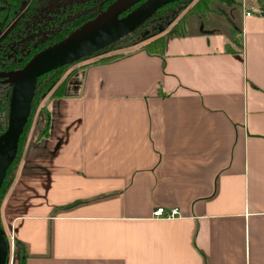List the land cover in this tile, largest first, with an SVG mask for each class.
<instances>
[{
    "label": "crops",
    "instance_id": "crops-1",
    "mask_svg": "<svg viewBox=\"0 0 264 264\" xmlns=\"http://www.w3.org/2000/svg\"><path fill=\"white\" fill-rule=\"evenodd\" d=\"M208 17L42 97L0 202L12 264H264V15Z\"/></svg>",
    "mask_w": 264,
    "mask_h": 264
},
{
    "label": "trees",
    "instance_id": "trees-1",
    "mask_svg": "<svg viewBox=\"0 0 264 264\" xmlns=\"http://www.w3.org/2000/svg\"><path fill=\"white\" fill-rule=\"evenodd\" d=\"M113 1L79 0L61 4L59 0H0V134L7 127L14 103V77L10 74L19 72L36 53L65 39L79 26L98 16ZM146 1L148 0L137 1L126 10L120 12L117 18L125 17ZM189 1L173 0L168 2L155 11L149 19L132 33L106 47L92 49V51L79 58L57 64L37 78L27 122L14 147V154L6 164L0 178V202L13 179L36 104L51 90L63 75L64 70L80 60L97 57L115 50L126 39H131L134 34L147 27V23L162 12L168 11L171 14L176 8L181 7L182 4H186ZM255 6L264 15V0H256ZM220 7H229L234 12V15H237L239 12V0H197L188 13L174 26L176 30L166 35H175L177 32H180L185 23L183 19L189 15H192L197 20H206L208 16L213 15L224 17L228 21L225 10ZM225 23L228 27L229 23ZM229 35L231 42L239 46L240 41L238 36H231V33ZM164 36L145 43L141 49L148 55L162 57ZM225 50L228 51L227 48ZM119 56L109 55L101 57L95 62L111 61L117 59ZM62 84L63 81L58 84L49 96H59L62 91ZM47 125L46 118L43 129L38 135L39 137L46 135ZM4 241L8 246L5 238ZM25 258L26 252L23 245H18L15 264H24ZM7 259L8 248L1 264H7Z\"/></svg>",
    "mask_w": 264,
    "mask_h": 264
},
{
    "label": "water",
    "instance_id": "water-1",
    "mask_svg": "<svg viewBox=\"0 0 264 264\" xmlns=\"http://www.w3.org/2000/svg\"><path fill=\"white\" fill-rule=\"evenodd\" d=\"M137 1L139 0H114L98 16L79 26L65 39L36 53L19 72L10 74L14 76L18 73L20 82L17 87L13 81L14 103L7 127L0 134V157L14 149L18 142L30 113L36 80L43 72L55 66V64L44 66L48 60L76 50H85V54H87L92 49L106 47L138 29L155 11L173 0H148L140 12L126 21L115 32H104L109 20L113 22V20L118 19L117 15L120 12ZM6 253L7 245L0 229V264Z\"/></svg>",
    "mask_w": 264,
    "mask_h": 264
},
{
    "label": "rangeland",
    "instance_id": "rangeland-1",
    "mask_svg": "<svg viewBox=\"0 0 264 264\" xmlns=\"http://www.w3.org/2000/svg\"><path fill=\"white\" fill-rule=\"evenodd\" d=\"M70 1H79V0H59V2L61 4L62 3H69ZM196 1L197 0H190L186 4H182L181 7H178L173 12H171V14H173V15L169 14L168 11L162 12L160 15L156 16L150 22H148L147 27L143 28L142 30H140L136 34H134L131 39L130 38L126 39L121 45H118L115 50L108 52V53H105L104 55L97 56L96 57L97 60H99L101 57H105V56L110 55V54H112L114 56L119 55V54H115V52L121 53V54L122 53H128L131 50H134L137 45L142 44L143 42H147L148 40H150L152 38L162 37V36L166 35L167 33L171 32L173 30H176V28L174 29V26H176V24L179 22V20L185 14L188 13L189 9L196 3ZM146 2L139 5L137 8H135L132 12H130L125 17L115 19V21L113 20V22L111 23V24H113L111 26L112 29H110L109 32H111V33L115 32L126 21H128L130 18L135 16L138 12H140L144 8ZM255 2H256V0H246L245 8L248 10L254 11L256 13H260L256 9ZM220 8L225 10L227 15H233L234 14V12L229 7H227V8L220 7ZM208 18L209 19H217L213 15H210ZM190 19L196 20L195 17H193L192 15H189V16L185 17L183 19V21L186 22L187 20H190ZM115 23H117V24L115 25ZM122 49H124V50H122ZM85 53H86L85 50H76V51L69 52L65 55L58 56L57 58H55L54 62L51 65H53V64L57 65L60 63H64V62L74 60L76 58L81 57ZM84 60H86V59L80 60L77 63H75L74 65H70L66 70H64L63 75L60 77V79L55 84H57L59 81H61L68 73L73 71L74 67L79 62H83ZM13 77H14L15 85L18 87L19 82H20V78H19L18 73L14 74ZM41 99L39 100V102L41 101ZM39 102L36 104V107L38 106ZM36 107H35V109H36ZM13 154H14V149H11L7 154L4 155L5 157L3 156L2 159L5 161L6 160L9 161V159L13 156ZM9 244H11V243L8 242V246H7V248H8L7 264H12L11 263L12 262V251H10V249H9L10 248Z\"/></svg>",
    "mask_w": 264,
    "mask_h": 264
},
{
    "label": "built area",
    "instance_id": "built-area-1",
    "mask_svg": "<svg viewBox=\"0 0 264 264\" xmlns=\"http://www.w3.org/2000/svg\"><path fill=\"white\" fill-rule=\"evenodd\" d=\"M239 3H240L239 7H240L244 17H249L253 14L254 11L247 10L245 8V6H246L245 0H240ZM151 217L156 218V219H174V218H178L179 214H178L177 210H175V209H172V210H169L168 212H165L162 208H156L152 211ZM9 245H10L9 249L11 251L13 249L12 244H9Z\"/></svg>",
    "mask_w": 264,
    "mask_h": 264
},
{
    "label": "bare ground",
    "instance_id": "bare-ground-1",
    "mask_svg": "<svg viewBox=\"0 0 264 264\" xmlns=\"http://www.w3.org/2000/svg\"><path fill=\"white\" fill-rule=\"evenodd\" d=\"M112 23V21L111 20H109L108 22H107V24H106V26H105V28H104V32H107V31H109L110 29H112L111 28V26L113 25V24H111ZM117 23H115V25H116ZM54 60H55V57L54 58H51L50 60H48L46 63H45V65L44 66H49V65H51L53 62H54ZM5 157V156H4ZM3 158V156L2 157H0V175H1V173H2V171H3V169H4V166L7 164V162H8V160H3L2 159Z\"/></svg>",
    "mask_w": 264,
    "mask_h": 264
},
{
    "label": "flooded vegetation",
    "instance_id": "flooded-vegetation-1",
    "mask_svg": "<svg viewBox=\"0 0 264 264\" xmlns=\"http://www.w3.org/2000/svg\"><path fill=\"white\" fill-rule=\"evenodd\" d=\"M57 1V0H56Z\"/></svg>",
    "mask_w": 264,
    "mask_h": 264
}]
</instances>
